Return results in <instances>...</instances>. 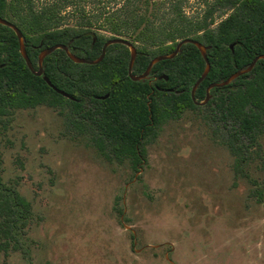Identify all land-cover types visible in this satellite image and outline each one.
Here are the masks:
<instances>
[{
    "label": "trees",
    "instance_id": "trees-1",
    "mask_svg": "<svg viewBox=\"0 0 264 264\" xmlns=\"http://www.w3.org/2000/svg\"><path fill=\"white\" fill-rule=\"evenodd\" d=\"M197 1L200 12L187 15L188 0H54L39 8L32 0H0V17L20 30L34 70L46 48L64 45L90 61L109 39L123 38L136 48L132 74L141 75L154 57L170 55L184 39L195 40L209 47L210 70L194 93V100L202 102L210 84L224 82L264 55V0ZM217 18L222 19L212 28ZM129 57V49L120 44L108 46L96 65L73 63L60 49L46 56L43 76L69 99L29 71L15 33L0 25V130L16 110L66 109L70 132L85 137L105 160L126 161L137 171L146 141L157 136L164 122L204 108L242 176L249 149L264 133V60L228 85L211 89L208 102L199 106L191 89L205 63L194 45L184 44L173 59L153 65L142 81L128 77ZM31 219L29 201L15 182L3 181L0 167V252L28 258Z\"/></svg>",
    "mask_w": 264,
    "mask_h": 264
},
{
    "label": "rangeland",
    "instance_id": "rangeland-1",
    "mask_svg": "<svg viewBox=\"0 0 264 264\" xmlns=\"http://www.w3.org/2000/svg\"><path fill=\"white\" fill-rule=\"evenodd\" d=\"M65 110H16L0 130L2 179L32 210L28 258L0 252V264H264V133L241 176L209 111H185L135 171L70 132Z\"/></svg>",
    "mask_w": 264,
    "mask_h": 264
},
{
    "label": "water",
    "instance_id": "water-1",
    "mask_svg": "<svg viewBox=\"0 0 264 264\" xmlns=\"http://www.w3.org/2000/svg\"><path fill=\"white\" fill-rule=\"evenodd\" d=\"M0 25L5 26V27H8L9 29H11L15 33V35L17 37V40H18L19 53H20L21 57L23 58V60H24V62L26 64L27 68L29 69V71L34 76H36V77H42L43 76L42 63H43L44 58L46 56L50 55L52 52H54L57 49L63 50L66 53V56L68 57V59L71 60L73 63L96 65L99 62H101L102 59L104 58L105 51H106V48L108 46L114 45V44H120V45L126 46L129 49V53H130L129 62H128V69H127L128 77L132 81H135V82L136 81H142V80H145L146 78H148L149 73H150V70L153 67V65H155L156 63H158L160 61L173 59L179 53L180 48H181L182 45H184V44H192V45H194L197 48V50L199 51V53H200V55L203 58L204 63H205V67H204V70H203L202 74L200 75V77L198 78V80L195 82V84L193 85V87L191 89V98L194 101V103L196 105H199V106H203V105H205L208 102V100L210 98L209 92H210L211 89H213V88H220V87H223V86L228 85L229 83H231L233 80H235L239 76L249 73L253 69L255 63L258 60H264V55L258 56L255 59H253V61L250 63V65L246 69L241 70V71H237L236 73H234L230 77H228L224 82L210 84L206 88V94H205L204 100L202 102H196L194 100L195 90L197 89V87L199 86V84L207 76V74H208V72L210 70V64H209V61H208V58H207V55H206V51L209 49V47H205L201 43H199V42H197L195 40H192V39H184V40L180 41L176 45L174 51L170 55H164V56L154 57L153 59H151V61L147 65L145 71L141 75H133L132 74V66H133V63L135 61L136 54H137L136 53V48L134 47V45L130 41H128L126 39H123V38H113V39H109L103 45L100 56L97 59L90 60V61L75 56L64 45H55V46L46 48V49L42 50L39 53V55H38V62H37V70H34L33 67H32V65H31V62H30V60H29V58H28V56L26 54V50H25V46H24V43H23V38H22V34H21L20 30L14 24H12L8 20H6L4 18H1V17H0ZM43 79L47 83V85H49L58 94L66 97V98L71 99V97L69 95H67L66 93H64V92H62V91H60L58 89H56L49 82V80L46 77L43 76Z\"/></svg>",
    "mask_w": 264,
    "mask_h": 264
},
{
    "label": "flooded vegetation",
    "instance_id": "flooded-vegetation-1",
    "mask_svg": "<svg viewBox=\"0 0 264 264\" xmlns=\"http://www.w3.org/2000/svg\"><path fill=\"white\" fill-rule=\"evenodd\" d=\"M133 234V233H132ZM133 236V235H132ZM135 244V243H134Z\"/></svg>",
    "mask_w": 264,
    "mask_h": 264
}]
</instances>
